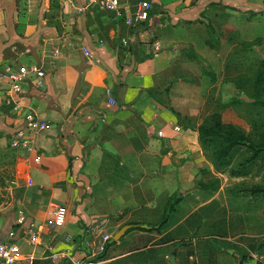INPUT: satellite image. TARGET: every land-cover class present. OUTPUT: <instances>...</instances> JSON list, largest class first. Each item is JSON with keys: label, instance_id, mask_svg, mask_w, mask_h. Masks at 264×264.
Wrapping results in <instances>:
<instances>
[{"label": "crops", "instance_id": "crops-1", "mask_svg": "<svg viewBox=\"0 0 264 264\" xmlns=\"http://www.w3.org/2000/svg\"><path fill=\"white\" fill-rule=\"evenodd\" d=\"M2 1L0 70L28 76L22 96L5 100L6 95L0 93V106L6 107L7 124L12 128L9 134L23 127L22 116L27 110L45 120L47 128L27 131L30 150L14 148L21 154L14 180L17 210L15 216L0 214V241L18 242L23 253L34 256V264L43 262L47 249L64 254L79 248L83 255L86 249L66 240L65 235L85 240L88 234L82 222L86 218L99 220L102 225L106 222L103 217L129 208L117 230L125 224L138 226L114 241L120 248L123 242L130 248L107 252L96 261L100 254L89 252L85 256L87 264H151L150 258L138 263L134 256L144 250L146 254L160 251L176 239L189 237L194 248L189 260L238 264L244 255L235 244L244 243L229 233L228 215L210 213L216 197H196V203L188 196L182 199V204L187 203L182 215L171 224L166 222L150 231L139 227L145 224L148 229L157 223L152 222L160 218L166 201L161 203L159 195L182 180L176 178L172 183L171 174L186 172L194 165V156L198 158L195 173L213 167L206 161L194 127H182V116L197 114L196 107H182V78L202 75L203 66L198 69L195 62L202 63L205 55L201 46L212 41L205 21L214 31L232 28L225 18L234 7L248 6L251 10L260 1L151 0L147 20L134 25H126L123 17H112L95 5L85 4V0H41L39 5L32 0ZM120 2L124 13L132 10L134 4ZM83 47H88L89 53H83ZM208 51L205 49L206 54ZM32 64L45 70L42 88L34 86L31 74L26 73ZM107 89L113 104L108 101ZM14 100L19 105L17 111L12 110ZM118 171L140 177L128 183L130 193L125 201L117 198V192L114 198L111 195L118 188L114 178ZM103 187L108 193L99 198ZM53 204L64 205L68 211L65 224L56 229L45 223ZM156 208L159 215L155 218L151 212ZM144 215L148 219H142ZM19 216L23 217L21 224L17 222ZM94 226L99 229L96 235L108 233L98 224ZM219 226L228 234H221ZM196 228L207 229L195 237ZM37 230L38 240L30 241V231ZM114 231L109 232L111 238ZM50 232L59 235L60 241ZM212 238L225 243L213 247ZM158 240L159 244H154ZM199 247L203 253L196 252Z\"/></svg>", "mask_w": 264, "mask_h": 264}, {"label": "rangeland", "instance_id": "rangeland-1", "mask_svg": "<svg viewBox=\"0 0 264 264\" xmlns=\"http://www.w3.org/2000/svg\"><path fill=\"white\" fill-rule=\"evenodd\" d=\"M122 1L131 5L139 0ZM147 1L151 4V0ZM259 1L260 2L252 6L251 10L247 9L248 6L244 8L239 6H237L238 8L234 7L231 14L225 18L229 20L232 28H224L216 31L213 29L210 31L212 35V41H208L210 45L204 44L201 46L205 58L203 57V60H201L202 63L195 62L198 69L201 65L203 66L204 70L202 75L195 78L192 75L182 78V107L187 108L193 106L197 109V114L195 116H182V122H186L192 126L200 124L209 126L214 122L215 115H219L223 122L234 125L251 140L258 141L257 139L263 128V114L259 107L251 104L250 97L254 87L256 73L261 63H264V0ZM32 2V4L39 5L41 0H32ZM0 5L3 6L2 0H0ZM216 41L218 42L216 43ZM205 49L210 51L206 54ZM190 51L191 48H188L187 53L191 54ZM205 69L208 71L207 73ZM209 70L211 71L209 72ZM210 73L212 75H210ZM190 99H193V101L195 100V103L193 101L191 102ZM4 109H6L5 106H0V214L9 212V214L11 213L15 216L17 210V193L14 190L15 169L17 162L21 158V154L9 145V132L12 128L10 129L7 124V117ZM249 155V151L240 149V152L236 154L233 160V165L235 166L237 162L244 160ZM204 156L206 161L211 165V160L208 155L204 153ZM192 162L194 165L198 164V158L195 156L192 157ZM194 165L191 164L183 174L182 172L180 174H171L172 183H175L179 178L182 179L181 183H177V186L173 184L170 189L159 195V201H161V203H163L165 199L166 203L169 196L173 193H176L180 197V201L175 206V210L169 215L167 220L168 225L172 223L175 217L177 218L179 215H182L183 210H185L187 203L182 204V199L191 196L190 199L195 198L194 200L196 201V197H198V200H207L211 197H216L217 200L215 199L210 206L212 207V211H210L211 208L209 209L210 213L229 216L228 226L230 232L227 229L224 231L222 229L223 226H219V232L221 234H228L229 232L237 236L235 240H240V242H243L246 246H242L233 240L234 243H236L235 245L243 249L241 250L242 255H245L249 251L255 252L257 255L264 254V233H262L264 231V194L253 190L256 186L264 187V166L261 165L259 159L255 160V162L249 166L247 174L243 176H231L228 172H216L213 167L211 170L200 169L198 171V166H196L198 172L195 173ZM114 178L118 188L114 192L111 191V195L114 198L115 192H117V198L125 201L130 193L128 183L135 182L139 180L140 177L138 178V175L134 173L128 174L124 171H118ZM215 178L219 179V188L216 191L213 192L211 188L202 189L199 187L200 181L209 185ZM156 185L158 187L160 186L158 183H156ZM105 189L106 188L103 187L99 191V198L101 196L104 198L107 195L108 192L107 189ZM192 203L193 201H189V204ZM217 204L223 206L219 207ZM5 207L7 210H4ZM144 209H146V207ZM157 209L158 208L151 212L152 215H155V218L157 217L156 215H159ZM128 210L129 208H126L121 214L115 213L103 217L106 219V222L102 225L99 223V220L95 221L93 225L96 223L100 228L103 227V231L107 230L106 232H108H99L98 235H96L99 229L94 226V235L98 236L97 239H95L94 235L88 236L85 240L80 241L74 235V237H71V241H73L77 247L86 249L85 254L82 255V251L77 250L79 248L71 249L70 253L61 250L63 252L65 251L66 254L69 253V255L67 254L65 259L59 256L53 263L51 257L55 253L47 249L43 253V262L42 260H37L36 264H87L88 261L85 256L88 255L89 252L95 251V255L104 253V250L100 253L96 252V246L102 241L101 235H110L109 232L117 230L120 219ZM144 216L146 217H142V219H148L147 215ZM6 218H8V215ZM92 219L93 218L89 217V219L86 218L87 221L85 220V222H82L83 226L86 225L85 230L88 229L87 225H92ZM192 219H194V216ZM157 220L152 223L157 222ZM221 224H223V222H221ZM226 227L227 225H225V228ZM206 229L207 228H196L193 235L195 237L199 236L205 233ZM88 233L89 231L86 234ZM50 235L54 240L60 241L59 235L53 232H50ZM191 240V237L183 240L182 238L176 239L167 246H164L160 251L154 252V250H151L149 254H146V250H144L137 252L134 257L138 263L150 258L151 264H171L168 258L176 251L174 255L176 264H198L200 260L197 259L196 261L194 258L193 260L188 259L189 254H194ZM224 243L225 242L220 239H210V245L213 247L217 245L221 246ZM154 244H159V240ZM120 246L121 248L116 245L115 241L113 246L111 245L105 249V255L107 252L113 253L116 250L124 251L127 250L126 248H130L127 247L124 242L121 243ZM196 250L198 253H203L201 247ZM166 254H169V256L165 257ZM105 255L101 258L97 256L94 261L103 259ZM158 257L162 260H157Z\"/></svg>", "mask_w": 264, "mask_h": 264}, {"label": "built area", "instance_id": "built-area-1", "mask_svg": "<svg viewBox=\"0 0 264 264\" xmlns=\"http://www.w3.org/2000/svg\"><path fill=\"white\" fill-rule=\"evenodd\" d=\"M87 5H95L99 9L106 11H115V16L123 17L126 25H134L147 20L151 8V4L147 0H139L136 2L130 12L124 13L120 0H85ZM83 53H89L88 47H83ZM26 73H30L32 76V82L34 86L42 88L45 84V70L39 64H32ZM28 76L13 72L9 69L0 70V93H4L5 100L16 99L25 93L23 87L24 80H27ZM106 95L110 97V91L106 90ZM110 103H114V99L111 97L108 99ZM19 105L16 100L13 101L12 110L17 111ZM23 127L14 129L9 136V145L11 148H17L24 146L28 150L31 146L26 140L27 131H42L47 128V122L41 119L35 112L27 110L23 113ZM39 159V157H37ZM67 208L61 204H53L52 210L45 223L49 228H60L66 222ZM18 223H23V217L17 218ZM95 221L91 220L93 225ZM87 225L88 236H92L94 233V225ZM42 228V226H41ZM40 228V230H41ZM39 231H30V241L38 240ZM71 235H66V240H71ZM102 241L96 246V252H102L105 249V245L110 235H101ZM95 253V251H93ZM59 256L62 259L67 257L66 253L53 254L52 259L55 260ZM34 256L32 254H25L22 251L20 244L13 240L0 241V264H34ZM238 264H264V254L257 255L255 252L249 251L243 257L240 258Z\"/></svg>", "mask_w": 264, "mask_h": 264}, {"label": "trees", "instance_id": "trees-1", "mask_svg": "<svg viewBox=\"0 0 264 264\" xmlns=\"http://www.w3.org/2000/svg\"><path fill=\"white\" fill-rule=\"evenodd\" d=\"M205 23L209 30H213L208 21ZM250 98L251 104L259 107L263 114V128L257 139L258 141L251 140L234 125L223 122L219 115H215L214 122L209 126L200 124L195 127V125L192 126L191 124L182 122V127L192 126L197 131L199 144L204 153L208 155L216 172H228L231 176H243L247 174L249 166L257 159L264 166V63H261L256 73ZM156 99L160 101L158 98ZM166 106L181 119V115L178 112L174 111L169 105ZM240 149L249 151L250 155L244 160L237 162L234 166L233 160L236 154L240 152ZM199 185L202 189L211 188L214 192L219 188V179L215 178L209 185L200 181ZM253 190L264 194V187L256 186ZM179 201L180 197L176 193L171 194L165 203L163 212L157 223L151 226V228L145 229L139 227V229L142 231L158 230L167 222L170 213L175 210V206ZM114 243L115 241L111 243L107 242L105 249ZM105 249L104 253L97 255L99 258L105 255Z\"/></svg>", "mask_w": 264, "mask_h": 264}, {"label": "water", "instance_id": "water-1", "mask_svg": "<svg viewBox=\"0 0 264 264\" xmlns=\"http://www.w3.org/2000/svg\"><path fill=\"white\" fill-rule=\"evenodd\" d=\"M108 14L110 15V16H112V17H115V11H109L108 12ZM138 225L137 224H125V225H123V226H121L115 233H114V235L112 236V238H111V242L112 241H114V240H118V239H120V237H122L123 235H124V233L128 230V229H130V228H132V227H137ZM143 228H147L148 226L147 225H145V224H143V225H141ZM175 252L176 251H174L173 253H172V255H170L169 256V261H170V263L171 264H176V262H175ZM92 258L93 257H90L88 260L89 261H92Z\"/></svg>", "mask_w": 264, "mask_h": 264}]
</instances>
